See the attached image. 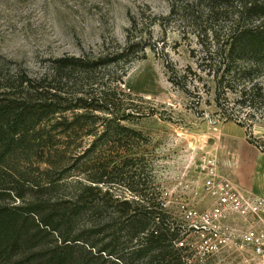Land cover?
I'll return each mask as SVG.
<instances>
[{
    "label": "rangeland",
    "instance_id": "374dc122",
    "mask_svg": "<svg viewBox=\"0 0 264 264\" xmlns=\"http://www.w3.org/2000/svg\"><path fill=\"white\" fill-rule=\"evenodd\" d=\"M245 1L251 0H0V85L16 86L20 78L45 75V82H58L52 79L53 62L82 56L93 61L106 54L114 58L130 41L132 46L121 63L100 64L88 74V82L116 88V97L129 114L126 120H118L123 127L119 126L117 134L99 145L107 150L108 158L120 148L142 156L144 175L164 196L167 208L207 230L201 215L214 206L216 198L206 186L204 160H215L218 172L239 186L223 161L264 166V153L247 136L249 128L264 143V58L255 62L257 57L248 56L228 62L216 54L218 48L228 49L226 40L235 23L239 29L264 33V11L245 12ZM257 5L264 6V0ZM224 64L229 72L224 71ZM217 69L218 77L213 73ZM61 72L74 82H86L84 70ZM93 140V136L72 134L69 150L60 147L63 153L40 146L29 159L20 156L16 175L23 184V199L13 195L1 203L19 206L33 200L46 213L71 206L76 181L86 176L80 172L82 161L74 162L73 151L82 152ZM261 182L258 179L254 184ZM120 192L129 194L125 187ZM84 224L81 218L71 236ZM220 226L223 242L207 237L219 245L209 248L200 234L195 242L199 255L211 252L214 264H260L240 242L238 234L246 227L243 219L230 213ZM62 238L60 231L47 232L33 248L42 251L38 259L28 258V246L26 253L0 260V264H46L45 253ZM87 256L76 244L72 264H83Z\"/></svg>",
    "mask_w": 264,
    "mask_h": 264
},
{
    "label": "trees",
    "instance_id": "16d2710c",
    "mask_svg": "<svg viewBox=\"0 0 264 264\" xmlns=\"http://www.w3.org/2000/svg\"><path fill=\"white\" fill-rule=\"evenodd\" d=\"M257 1H245V12L263 13L264 6L257 5ZM238 25L235 23L228 35V49L218 48L216 54L222 61L249 56L257 57L253 59L259 62L264 58V33L239 29ZM131 46L129 41L114 58L106 54L93 61L86 56L55 61L52 79L58 82H45V75L39 79L20 78L16 86L0 85V260H12L20 252L26 253L28 246V258L38 259L42 251L33 248L42 243L47 232L60 231L63 238L45 253L46 264H72L76 244L88 255L83 264H214L211 252L201 256L195 248L200 234L206 241L213 232L189 224L185 216L174 215L167 208L164 196L144 175L143 157L120 148L108 158L107 150L99 145L101 140L117 134L119 126L123 127L118 120H126L129 114L117 99L116 88L104 82H88V74L100 64L118 65ZM63 69L70 73L84 70L86 82H74L72 76L61 72ZM217 71L213 72L216 77ZM224 71L229 72L230 67L225 65ZM224 76L218 81L219 89ZM46 127L51 131H45ZM53 131L57 134L52 135ZM72 134L78 138L93 136L94 140L82 152L79 148L73 151L74 162L82 161L80 172L86 176L76 181L78 189L71 206L46 213L33 200L19 206L1 203L13 195L23 199V184L16 175L20 156L29 159L40 146H52L63 153L60 147L69 150ZM247 136L264 152V143L249 128ZM92 156L96 160H89ZM122 187L129 194L123 195ZM81 218L85 220L83 229L71 236Z\"/></svg>",
    "mask_w": 264,
    "mask_h": 264
},
{
    "label": "built area",
    "instance_id": "2783aa9c",
    "mask_svg": "<svg viewBox=\"0 0 264 264\" xmlns=\"http://www.w3.org/2000/svg\"><path fill=\"white\" fill-rule=\"evenodd\" d=\"M204 161L203 168L208 176L206 186L216 198L214 206L201 215L204 229L211 230L215 240L221 244L220 222L230 213L236 214L246 222V227L238 234L241 244L250 249L260 264H264V196L238 188L230 178L218 172L215 160ZM205 243L211 248L219 247L216 242L211 244L206 240Z\"/></svg>",
    "mask_w": 264,
    "mask_h": 264
},
{
    "label": "crops",
    "instance_id": "0c3cea01",
    "mask_svg": "<svg viewBox=\"0 0 264 264\" xmlns=\"http://www.w3.org/2000/svg\"><path fill=\"white\" fill-rule=\"evenodd\" d=\"M262 152V151H261ZM264 153V152H262ZM225 167L233 172L234 177L236 176V181L240 182L241 185H237L233 179L231 181L236 184L237 187L243 190H250L253 193L264 196V166H260L256 163L253 164H239L231 161H223ZM245 163V162H243ZM223 165V164H222ZM221 167V166H220ZM221 171L227 174L223 167L220 168ZM232 176V175H231ZM258 179H262V182L258 185L254 184Z\"/></svg>",
    "mask_w": 264,
    "mask_h": 264
}]
</instances>
